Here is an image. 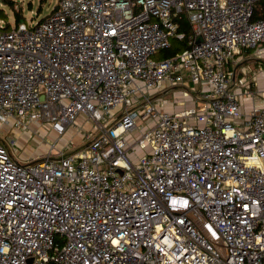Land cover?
<instances>
[{"label": "built area", "instance_id": "2783aa9c", "mask_svg": "<svg viewBox=\"0 0 264 264\" xmlns=\"http://www.w3.org/2000/svg\"><path fill=\"white\" fill-rule=\"evenodd\" d=\"M258 1L56 0L33 25L0 19V125L94 124L80 150L27 163L0 141V264H264V104L239 64L264 46ZM171 87L166 110L149 92Z\"/></svg>", "mask_w": 264, "mask_h": 264}, {"label": "rangeland", "instance_id": "374dc122", "mask_svg": "<svg viewBox=\"0 0 264 264\" xmlns=\"http://www.w3.org/2000/svg\"><path fill=\"white\" fill-rule=\"evenodd\" d=\"M10 5H4L0 2L1 20L10 25H14V14L21 13V22L27 25H33L36 21L49 14L51 9L56 4V0H10ZM9 4V3H6ZM247 62H244L245 64ZM195 86L190 84L186 89L192 90ZM182 88H169L168 90H153L150 91V97L157 99L163 104L166 110L176 109L178 104L183 102ZM241 106L247 109V102L241 99ZM198 108V107H197ZM145 122L138 118L136 126L141 130ZM93 122L84 116H79L75 123L72 124L62 136L55 134L47 123L33 122L26 130L11 128L10 126L0 125V141L5 143L11 151L13 157L20 163L37 161L47 154L58 155L80 150L88 141L85 135L91 132ZM11 139H14L16 144L10 147ZM134 140V136L129 138V142Z\"/></svg>", "mask_w": 264, "mask_h": 264}, {"label": "crops", "instance_id": "0c3cea01", "mask_svg": "<svg viewBox=\"0 0 264 264\" xmlns=\"http://www.w3.org/2000/svg\"><path fill=\"white\" fill-rule=\"evenodd\" d=\"M257 53L261 54L262 60L260 61H258V59L256 60L254 56ZM239 59H240L239 61L240 65L247 66L246 68L250 69V72L248 73V79L254 83L255 88L257 90V96L254 103L256 105H263L264 104V72L262 70L264 69V46L260 47L257 50H247L243 52L242 55L239 57ZM244 62L247 63L243 64ZM243 100L247 102L248 107L247 109H244L242 106V109L244 111H247L252 105V103L248 97H243Z\"/></svg>", "mask_w": 264, "mask_h": 264}, {"label": "trees", "instance_id": "16d2710c", "mask_svg": "<svg viewBox=\"0 0 264 264\" xmlns=\"http://www.w3.org/2000/svg\"><path fill=\"white\" fill-rule=\"evenodd\" d=\"M2 2L4 3V5H10L12 7V2L10 0H2ZM9 3V4H6ZM56 9V4L54 5V7L51 9V11L49 12V14L53 13ZM49 14H47L46 16H44L43 18H41L40 20H43L44 18H46ZM0 16H1V10H0ZM0 19H2L0 17ZM22 19V15L21 13H16L14 14V22L15 25H17L18 23L21 22ZM257 19H264V0H259L253 8V14H252V20H257ZM4 29H10L12 25L8 24L7 22H4ZM179 32H183V33H189V26L187 24V22L185 21H181L179 23ZM185 47V41L181 40H173L172 41V47L164 50L163 52H161V57L162 58H166V57H171L173 55H175L177 52L183 50Z\"/></svg>", "mask_w": 264, "mask_h": 264}, {"label": "water", "instance_id": "95a60500", "mask_svg": "<svg viewBox=\"0 0 264 264\" xmlns=\"http://www.w3.org/2000/svg\"><path fill=\"white\" fill-rule=\"evenodd\" d=\"M0 2H1V0H0Z\"/></svg>", "mask_w": 264, "mask_h": 264}]
</instances>
